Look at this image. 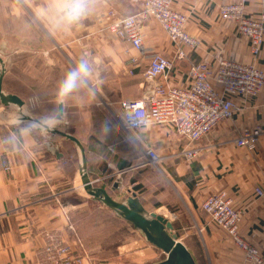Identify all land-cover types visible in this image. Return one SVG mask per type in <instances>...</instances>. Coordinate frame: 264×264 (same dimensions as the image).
<instances>
[{
    "label": "crops",
    "instance_id": "crops-1",
    "mask_svg": "<svg viewBox=\"0 0 264 264\" xmlns=\"http://www.w3.org/2000/svg\"><path fill=\"white\" fill-rule=\"evenodd\" d=\"M238 1L242 0H173L174 6L189 16L187 28L200 40V47L176 63L170 83L185 85L190 66L200 60L216 62L219 58H229L264 69V45L260 55L253 56L248 39L240 35L235 24L219 15L222 4ZM243 1L247 16L257 17L261 12L259 0ZM53 3L54 0H0V14L4 21L28 17L41 34L51 37L49 52L59 50L69 56L76 36L82 33L83 38L93 37L98 51L111 50L115 58L128 61L131 55H137L130 44L113 36L116 41L108 45L107 37L111 34L107 27L113 22L108 12L136 14L142 10V0H92V10L83 22L67 30L54 26ZM144 34L142 68L154 53L172 56L175 47L155 21L144 19ZM1 44L8 46L10 42ZM18 44V54H25L27 37L19 35ZM136 76H141L139 70ZM6 77L7 71L3 89L14 94L8 90ZM238 101L242 110L235 120L221 123L196 145L201 151L193 160L173 156L187 141L171 130L153 134L144 128L146 132L141 129L142 133H136L137 138H133L137 145L138 142L151 144L165 151V156L176 158L166 172L181 201L164 190V199L157 205L153 203V207L163 208L181 235L188 234L189 227H182L186 219L193 221L191 227L195 233H201V243L186 246L197 264H248L227 234L208 224L200 207L206 196L221 190L229 193L242 213L241 234L264 250V196L259 198L255 192L256 187L264 189V90L256 98ZM11 107L15 105L0 106V264H42L50 253L47 248L54 249L59 243L70 246V255L81 258V264H124L125 254L132 257L131 264H154L165 259V253L150 244L142 232L84 191L80 165L75 169L71 164L74 156L65 147L70 141L62 137L63 144H56L53 134L43 133L27 122L9 120L6 112ZM251 126L263 129L253 151L233 141L238 131ZM160 139L162 143L157 142ZM82 141L89 160L88 172L95 184L106 188L114 198L130 196L131 193L122 195V186L121 190L114 189L115 181L108 185L107 176L92 174L91 153ZM52 148L59 149L60 155ZM122 152V149L110 150L116 156ZM132 192L142 201L138 191ZM143 204L147 210L154 211ZM108 216L113 221L112 232L107 225ZM177 222H181L180 229Z\"/></svg>",
    "mask_w": 264,
    "mask_h": 264
},
{
    "label": "built area",
    "instance_id": "built-area-1",
    "mask_svg": "<svg viewBox=\"0 0 264 264\" xmlns=\"http://www.w3.org/2000/svg\"><path fill=\"white\" fill-rule=\"evenodd\" d=\"M214 1V0H208ZM261 12L257 17L246 14L245 2L222 4V20L235 24L237 31L250 42L251 53L257 57L264 45V0H259ZM142 10L133 15H120L110 10L113 22L107 27L114 38L126 42L137 52L128 59L129 73L141 70L144 85L137 98L119 102L123 128L131 137L154 125H164L187 141L174 156L193 160L201 151L198 145L223 122H233L242 110L238 99L258 97L264 90V69L235 59L219 58L216 62L200 60L190 66L185 85L170 83L171 72L179 60L188 58L200 47V40L187 26L189 16L178 10L173 0H142ZM155 21L168 36L175 49L172 54L154 53L146 66L141 57L145 52L144 19ZM128 52V51H127ZM263 134L260 126L245 127L237 132L234 142L239 147L254 150ZM145 166L157 167L161 156L151 144L138 142ZM256 195L264 196L262 187ZM208 224L221 229L238 247L248 264H264V250L241 234V211L226 190L206 196L200 205ZM50 252V250H47ZM64 252V251H63ZM63 256V255H62ZM58 256L55 264L60 261Z\"/></svg>",
    "mask_w": 264,
    "mask_h": 264
},
{
    "label": "rangeland",
    "instance_id": "rangeland-1",
    "mask_svg": "<svg viewBox=\"0 0 264 264\" xmlns=\"http://www.w3.org/2000/svg\"><path fill=\"white\" fill-rule=\"evenodd\" d=\"M22 17L4 21L0 14V56L5 61L8 90L25 99L24 111L28 115L40 120L48 116H56L59 104L56 100L58 84L63 80L67 71L74 68L82 59L87 60L93 70V75L87 87L74 92L63 103L64 116L58 120L55 127L85 141L91 153L89 170L92 174L107 176L108 185L115 181L119 185L118 190L123 188V196H127L130 193L129 190L136 191V187L140 186L138 193L145 205L152 207L154 211L163 212V208L153 207V203L157 205L162 202L164 190H168L177 197L166 171L171 168L174 159L179 157L174 155L176 158L167 157L165 151L157 149L161 162L157 167L145 166L141 150L130 133L123 129V114L119 105L121 100L137 98L141 94L144 78L130 74L128 61L115 58L113 51L107 49V52H104L101 48L98 51L96 49L98 47L93 45L95 41L93 37L92 39L86 36L83 38L82 33L76 36L69 56H64L59 50L49 52L48 48L52 46L51 37L44 32L41 34L34 27L35 24L30 23L28 17ZM80 22H83V19ZM19 35L27 37L26 53L21 55L18 54ZM6 40L10 44L2 45L1 42ZM107 40L110 43L108 45H113L116 41L110 35ZM47 51L49 55H46ZM6 115L9 120L15 121L19 117L18 107H11ZM34 126L37 127L35 124ZM145 129L153 134L168 132L164 125H152ZM145 129L141 131L146 132ZM141 131L136 133H142ZM53 137L57 140L56 144H63L61 136L54 135ZM157 142L162 143L163 141L160 139ZM65 147L70 151V155L74 156L71 164L77 169L80 164V153L77 147L72 142L65 143ZM114 149H122L123 152L116 156L110 153V150ZM103 152L106 153L103 155ZM177 199L181 201L180 197ZM192 222L186 219L185 225L182 226L183 228L189 227L188 234L179 235L175 231L179 239L185 245L190 246L201 243V233H195ZM177 223L179 228L181 222ZM93 224L91 222V226ZM107 225L112 232L114 225L109 216ZM47 250H50V253ZM47 250L48 257L42 260V264H46V260L54 263L58 256L61 259L55 264H69L72 261L73 264H81V258L76 255L72 258L71 247L66 244L59 243L54 246V249L48 247ZM108 255L109 253L107 257ZM128 255H123L124 264L132 263V257Z\"/></svg>",
    "mask_w": 264,
    "mask_h": 264
},
{
    "label": "water",
    "instance_id": "water-1",
    "mask_svg": "<svg viewBox=\"0 0 264 264\" xmlns=\"http://www.w3.org/2000/svg\"><path fill=\"white\" fill-rule=\"evenodd\" d=\"M5 74V61L0 56V106H17L19 109V117L15 122L35 124L38 130L43 133L61 136L76 145L80 153L79 173L84 191L107 208L113 210L128 223L132 224L137 230L142 232L150 244L165 253V259L154 264H197L193 254L175 232L173 221L162 211L155 212L147 210L137 194L131 190H129L131 193L130 196L117 199L106 188L96 185L88 172L87 153L82 141L71 133L60 130L59 128H45L41 123L42 120L28 115L24 111L25 101L16 94L6 93L4 91L3 81ZM56 116L58 120L63 118V103L58 104ZM52 150L60 155L59 149L52 148ZM118 188L119 185L115 183L114 189Z\"/></svg>",
    "mask_w": 264,
    "mask_h": 264
},
{
    "label": "clouds",
    "instance_id": "clouds-1",
    "mask_svg": "<svg viewBox=\"0 0 264 264\" xmlns=\"http://www.w3.org/2000/svg\"><path fill=\"white\" fill-rule=\"evenodd\" d=\"M92 10V0H54L52 12L54 26L71 29L85 18ZM93 70L87 60H81L74 68L67 71L56 89V100L64 103L72 94L87 87ZM57 116L45 117L41 123L45 128H54L58 123Z\"/></svg>",
    "mask_w": 264,
    "mask_h": 264
},
{
    "label": "trees",
    "instance_id": "trees-1",
    "mask_svg": "<svg viewBox=\"0 0 264 264\" xmlns=\"http://www.w3.org/2000/svg\"><path fill=\"white\" fill-rule=\"evenodd\" d=\"M137 74H138V72L135 74V76H136ZM139 74H141L140 71H139ZM141 76H142V75H141ZM74 136H75V135H74ZM68 141H69V140H68ZM70 142H71V141H70ZM72 143H73V142H72ZM82 143H83V142H82ZM73 144H74V143H73ZM74 145H75V144H74ZM75 146H76V145H75ZM87 161H88V163H89L88 156H87ZM139 187H140V186H137V187H136V191H139V189H141V188H139ZM134 193H135V192H134ZM137 196H138V195H137ZM138 198H139V196H138ZM139 199H140V198H139ZM140 201H141V200H140ZM141 202H142V201H141ZM142 204H143V202H142ZM143 205H144V204H143ZM126 222H127V221H126ZM174 223H175V221H174ZM174 223H173V224H174ZM175 224H176V223H175ZM177 227H178V226H177ZM178 229H180V227H179ZM176 231H177L178 234L180 235V233H179L180 230H177V229H176Z\"/></svg>",
    "mask_w": 264,
    "mask_h": 264
}]
</instances>
